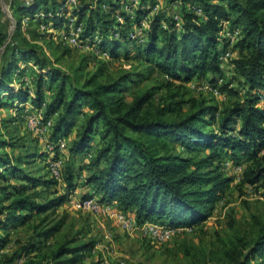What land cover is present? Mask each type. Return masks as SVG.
I'll return each mask as SVG.
<instances>
[{
    "label": "trees",
    "instance_id": "trees-1",
    "mask_svg": "<svg viewBox=\"0 0 264 264\" xmlns=\"http://www.w3.org/2000/svg\"><path fill=\"white\" fill-rule=\"evenodd\" d=\"M178 1L180 8L176 13H154L143 35L132 38L128 32L131 24L139 23L157 0H139L136 17H131L125 10L134 5L133 0H97L95 7L91 0H79L75 16L78 23L85 18L82 36L92 38L97 35L100 49L107 50L111 58L120 57L119 48L129 44L135 49L132 58L138 60V64L101 81L97 79L105 74L103 63L79 85H72L68 99L66 76L58 68L51 67L49 57L37 52L36 44L15 43L11 59L0 63V102L3 94L20 102L29 98L26 89H14L10 83V75L17 68L16 53L23 59L33 58L38 65L36 88L34 96L30 97L34 106L42 105L44 76L58 81L44 112L45 116L52 115L62 105V111L53 123L52 132L56 137L69 133L76 114L81 113L83 98H88L91 111L84 114L69 152L72 156L83 154L93 137L99 135L94 155L85 165L88 170L84 184L94 186L99 201H114L121 209L133 210L139 223L154 218L173 226H189L206 219L232 180L219 163H214L219 152L232 158L242 155L253 158L243 168L241 182L253 184L264 176V155L259 156L264 146V0ZM194 4L201 7V15L195 11ZM39 10L45 12L54 28L66 22L67 5L63 0H32L28 4L15 5V30L20 27L21 13L33 16ZM223 20H228L231 27L239 28L232 44L237 54L230 63L234 72L232 78L238 79L246 93L242 100H235L223 109L219 131H214L206 126L214 122L217 106L205 99L190 97V109L183 111L184 100L179 97V91L182 84L193 77L207 76L213 86L217 85L219 77H223L221 56L230 42L228 37H221ZM5 39L6 33L0 28V47ZM129 54L130 48L125 50L124 56L129 57ZM155 70L166 77L160 87L166 88L164 98L168 101L152 106L157 88L154 86L135 92L132 100L127 101L124 97L127 84L133 82L136 85L150 78ZM223 87L234 90L226 83ZM11 107L21 109L16 105ZM98 126L101 129L98 130ZM5 145V141L0 140V147ZM176 146L181 147V151H177ZM204 149L209 152L198 155ZM67 166L64 180L67 189L72 190L76 186L75 172L71 170L74 165ZM1 167L10 169L11 175L22 173L21 179L32 188L52 183L50 179L24 173L21 167L10 163L4 153H0ZM0 176L7 175L0 169ZM16 186L12 193L8 187H0V228L6 232L0 235V250L9 242L10 226L29 222L38 214H44L41 218L44 221L47 214L67 197L66 193H57L37 201L25 183ZM59 226L57 221L37 231V236L45 243ZM35 244L34 240L25 243L18 251L4 256L1 264H79L84 252L94 243L75 242L70 238L58 243L48 254L32 256L26 262L25 256L37 248ZM263 254L264 229L231 264H256L252 261ZM20 258L22 260L18 262Z\"/></svg>",
    "mask_w": 264,
    "mask_h": 264
},
{
    "label": "rangeland",
    "instance_id": "rangeland-1",
    "mask_svg": "<svg viewBox=\"0 0 264 264\" xmlns=\"http://www.w3.org/2000/svg\"><path fill=\"white\" fill-rule=\"evenodd\" d=\"M31 1L0 0V28L6 33V39L0 47V63L11 59L15 43L36 44L37 52L49 57L51 67L58 68L60 73L63 72L66 76L67 99L72 85H79L86 76L103 63L105 64V74L97 79L101 81L108 77H115L124 69H132L138 64V60L132 58L136 54L135 49L129 44L119 48L120 57L111 58L108 57L107 50L105 54L98 50L97 47L100 49V45L96 35L87 38L82 36L81 32L80 37L85 42L77 45L60 40L57 35L59 32L53 31L54 29L50 27L51 21L45 17V12L40 10L33 16L21 13L20 27L15 30L14 16L17 15V12L14 11L15 5L18 3L28 4ZM96 1L91 0L94 7ZM133 3L131 8H125V10L131 17H136L137 2L133 0ZM66 5V22H63L60 27L68 21L69 23H73V21L78 23L75 11L80 5L79 0ZM194 6L197 7L196 4ZM102 7L107 8L103 4ZM179 8L178 0H157L152 10L146 15L143 14L140 22L136 23L137 25L131 24L128 29L129 35L132 38L143 35V31L148 27L149 20L154 13L163 12L170 15L173 12L176 13ZM198 14L201 15V12ZM84 19L81 21L82 26ZM117 19L122 21L118 15ZM41 23H44L46 27H42ZM222 25L221 37L224 35L223 37H228L230 41L221 56L223 77L218 78L215 86L208 82L207 76L205 78L193 77L190 81L182 84L179 91V97L184 100L183 111L190 109V97L199 100L205 99L208 103L217 106L214 122L206 126L207 129L214 131H219L218 124L223 109L230 107L235 100H242L246 93L245 87L238 82V79L232 78L234 72L230 63L231 58L237 54L232 44L239 34V28L231 27L228 20H223ZM96 37L97 39L92 41ZM129 48V57H125L124 52ZM226 52L228 54L224 58L223 55ZM15 55L17 68L10 75V83L14 89L19 87L26 89L29 98L25 102H20L19 99L3 94L2 102H0V140H4L6 145L0 147V153H4V156L6 155L10 159V163L21 167L24 173L41 179H50L52 183L46 186L39 184L32 188L28 182L21 179L22 173L17 172L11 175L10 169L1 167L3 174L7 176H0V187H8L12 193L17 188L16 185L25 183L28 189L33 191L37 201H42L57 193H66L67 197L60 206L47 214L44 221H41L44 214H38L29 222L10 226L8 229L9 242L0 250V264L4 256L18 251L22 245L32 240L36 242L37 248L25 256L26 262L32 256L48 254L58 243L70 238H73L75 242L94 243L84 252L83 259L79 264H92L95 261H98L99 264H231L236 256L245 253L255 237L264 229V176L253 184L241 182V179L239 180L237 177L236 166L241 165V171H243V168L253 158L247 155L232 158L223 152H219L214 163H219L223 172L232 180L215 201L210 215L201 222L175 232L171 238L165 241H153L138 228L131 231L125 229L113 214L114 210H121L126 217H131L135 220L136 226H139L140 223L133 210L121 209L119 204L114 201L108 202L112 203L108 208L99 210L79 206L78 203L87 197L95 198L101 205L106 203L99 201V193L95 192L92 184H84L85 173L88 170L85 165L94 155L99 144V135L93 137L90 146L83 154L72 156L69 152V146L77 135L76 131L84 120V114L91 111L90 101L88 98H83L81 113L76 114L69 133L62 137H56L52 132L53 123L57 120L59 112L62 111V105L52 115L45 116L44 112L45 104L52 99L58 81H51L47 75L44 76L43 102L40 107L34 106L30 97L34 96L38 65L34 63L33 58L23 59L17 53ZM165 78L162 72L155 70L150 78L136 85L129 82L124 91V97L127 101H131L135 92L154 86L157 88L151 100L152 106L163 105L168 101L164 98L166 88L160 87ZM225 83L234 90L229 91L224 88ZM12 105L21 107V109L15 110L11 107ZM153 107L150 108L153 109ZM30 114H35L39 119V125L40 123L42 125V129L40 127L39 131L28 124L27 117ZM97 129H101V126H98ZM59 139H62L61 144ZM176 150L181 151V147L176 146ZM208 152L209 149H204L198 155ZM260 155H264V146ZM51 158L59 160L58 176H54L47 168L48 160ZM71 159L72 162H70ZM68 163L74 165L71 170L75 172L73 180L76 186L72 190L67 189L64 180L69 167ZM84 195L87 197H83ZM155 220L157 219L153 218L152 221ZM57 221L60 223L59 229L44 243L37 236V231ZM4 234H6L5 230L0 228V235ZM252 262L264 264V254L257 256Z\"/></svg>",
    "mask_w": 264,
    "mask_h": 264
},
{
    "label": "built area",
    "instance_id": "built-area-1",
    "mask_svg": "<svg viewBox=\"0 0 264 264\" xmlns=\"http://www.w3.org/2000/svg\"><path fill=\"white\" fill-rule=\"evenodd\" d=\"M75 0H63L64 4H68L71 2H74ZM135 2H138L139 0H134ZM195 11L197 13L201 12V7L197 6L195 7ZM41 15H43V13H40ZM45 15V13H44ZM76 23L75 21H73V23H69V21L62 25L59 29L58 28H54L52 27V25L50 24V27H52V29H54V32H59L57 35H59L60 40L62 41H66L72 45H77L80 43H84L83 39L80 37L81 32L83 30V26L82 23L80 24ZM41 26H45L44 23H41ZM46 27V26H45ZM97 36V35H96ZM132 36H134L132 34ZM96 38H94L92 41L96 40ZM98 50L105 54L106 51L105 50H100L99 47H97ZM227 52L225 55H223L224 58L227 57ZM28 120V124L31 127H35L36 130H40V127L42 129V125L40 123L39 125V119H37V117L35 116V114H30L27 117ZM60 144L62 143V139H59ZM47 168L50 172H52L54 174V176H58L59 174V160H54V159H49L48 163H47ZM236 169L238 171V178L239 180L242 178V166L241 165H237ZM79 206H86L90 209H95V210H99V209H104V208H108V206H110V204L112 203H108L106 202L105 204H100L98 203V201L93 198V197H87L82 199L79 203ZM113 214L115 215L116 219L121 223V225L127 229V230H133L135 228H138L139 230H141L144 234L148 235L153 241H165L169 238L172 237V235L175 232L180 231L183 228H187L188 226L185 225H177V226H173L170 225L168 223H165L164 221H160V220H146L142 223L139 224V226H136L135 220H133L131 217H126V215L121 211V210H114ZM22 260V258L18 259V262H20Z\"/></svg>",
    "mask_w": 264,
    "mask_h": 264
}]
</instances>
